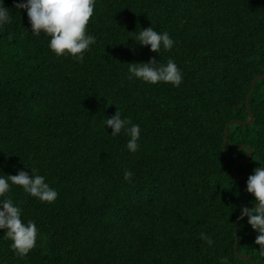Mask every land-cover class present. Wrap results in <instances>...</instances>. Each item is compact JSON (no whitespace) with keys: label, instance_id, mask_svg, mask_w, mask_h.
Instances as JSON below:
<instances>
[{"label":"trees","instance_id":"16d2710c","mask_svg":"<svg viewBox=\"0 0 264 264\" xmlns=\"http://www.w3.org/2000/svg\"><path fill=\"white\" fill-rule=\"evenodd\" d=\"M17 2L4 0L12 22L0 29V175L35 168L58 197L42 203L10 185L39 236L20 258L0 230V264H251L236 257L237 232L238 252L264 264L257 233L246 219L236 228L240 207L254 206L232 171L248 153L223 155L228 123L249 120L264 75V0H96L83 62L52 54ZM151 26L169 33L171 51L131 40ZM150 59H173L180 86L127 79L129 63ZM249 103L254 121L231 125L226 148L253 150L243 177L264 166V80ZM117 111L140 125L135 153L102 127Z\"/></svg>","mask_w":264,"mask_h":264},{"label":"clouds","instance_id":"9594fccd","mask_svg":"<svg viewBox=\"0 0 264 264\" xmlns=\"http://www.w3.org/2000/svg\"><path fill=\"white\" fill-rule=\"evenodd\" d=\"M95 5L96 0H18L14 9L26 12L33 36L43 34L48 38L47 47L52 54L58 58L71 57L77 62H83L85 53L91 51V47L96 44V37L87 31ZM11 22V14L4 0H0V29ZM131 40L136 42L135 45L148 47L150 52L156 54L161 50L171 51L175 44L167 31L158 32L152 26L140 29ZM127 72L129 81L138 80L148 85L170 84L179 87L183 82L182 72L173 59H168L167 63H160L155 59L129 63ZM102 127L111 129L109 136L112 137L125 134L128 137L127 150L130 153L137 152L141 134L139 124H133L130 118H122L120 111H117L114 116L102 121ZM30 170L31 176L23 170L16 175H0V230L4 232L3 237L11 241L10 249L20 258L26 257L36 247L39 230L34 221L22 220V208L6 196L10 185L20 186L24 193L42 203H54L58 197V192L50 187L44 176L38 174L35 168ZM133 175V172L126 169L124 180L131 181ZM243 178H247L246 181L243 180L246 182V192L254 198L252 203L255 207L241 206L238 220L246 219L247 224L257 233L255 244L259 246V250L256 251L264 257V166L255 168L252 175ZM238 238L236 244L238 243L239 249ZM200 239L209 246L213 244L212 238L206 233L202 232ZM237 254L246 255L237 252L236 257ZM251 260L256 264L252 258Z\"/></svg>","mask_w":264,"mask_h":264},{"label":"water","instance_id":"95a60500","mask_svg":"<svg viewBox=\"0 0 264 264\" xmlns=\"http://www.w3.org/2000/svg\"><path fill=\"white\" fill-rule=\"evenodd\" d=\"M261 80H264V75L263 76H258L256 77L254 80H253V83H252V89L250 91V93L248 94L247 96V109H248V113H249V120L247 122H240V121H232L230 123H228L227 127H226V130H225V140H224V148H223V155L224 157L228 158L230 157L231 155H233L234 152L238 151V150H246L248 152V155L245 159H240L238 160L237 162L234 163L233 167H232V171L233 173L236 175V177L240 180H244L246 181L247 178H243L242 176H240L238 173H237V168L239 165L243 164V163H247L249 162L252 157H253V152H252V149L245 146V145H238L236 147L233 148L232 151H230L229 153H226V148H227V145H228V141H229V134H230V126L233 125V124H244V125H251L252 122L254 121V114L250 108V98L251 96L253 95L254 91H255V87H256V84L258 81H261ZM255 206L251 207V208H254ZM239 217V216H238ZM238 219L236 221V228L238 229ZM238 232L236 234V238H238ZM235 252L237 253L238 252V243L236 244V247H235ZM237 257L238 258H241V259H246V260H249L251 261L252 264H255L250 257L246 256V255H241V254H237Z\"/></svg>","mask_w":264,"mask_h":264},{"label":"bare ground","instance_id":"6f19581e","mask_svg":"<svg viewBox=\"0 0 264 264\" xmlns=\"http://www.w3.org/2000/svg\"><path fill=\"white\" fill-rule=\"evenodd\" d=\"M57 156V155H56ZM57 159V158H56ZM53 165V164H52ZM68 174V173H67ZM192 183V182H191ZM242 191V190H241ZM247 232V231H246Z\"/></svg>","mask_w":264,"mask_h":264}]
</instances>
